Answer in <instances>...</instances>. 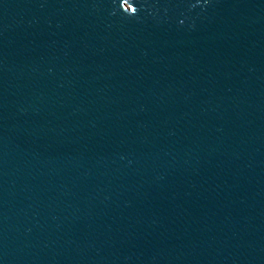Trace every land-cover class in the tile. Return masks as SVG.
I'll list each match as a JSON object with an SVG mask.
<instances>
[{
    "label": "water",
    "instance_id": "water-1",
    "mask_svg": "<svg viewBox=\"0 0 264 264\" xmlns=\"http://www.w3.org/2000/svg\"><path fill=\"white\" fill-rule=\"evenodd\" d=\"M0 264H264V0H0Z\"/></svg>",
    "mask_w": 264,
    "mask_h": 264
}]
</instances>
